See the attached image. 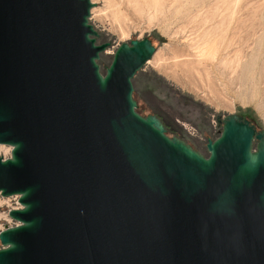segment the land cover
Returning a JSON list of instances; mask_svg holds the SVG:
<instances>
[{
	"label": "water",
	"instance_id": "95a60500",
	"mask_svg": "<svg viewBox=\"0 0 264 264\" xmlns=\"http://www.w3.org/2000/svg\"><path fill=\"white\" fill-rule=\"evenodd\" d=\"M90 0H0V264H264V129L219 120L206 157L136 112L147 37L103 73ZM15 146V147H14Z\"/></svg>",
	"mask_w": 264,
	"mask_h": 264
},
{
	"label": "rangeland",
	"instance_id": "374dc122",
	"mask_svg": "<svg viewBox=\"0 0 264 264\" xmlns=\"http://www.w3.org/2000/svg\"><path fill=\"white\" fill-rule=\"evenodd\" d=\"M92 3L95 43H108L96 60L101 73L120 43L147 37L155 47L131 79L132 97L136 112L155 115L166 136L206 157L226 114L264 129V0ZM13 205L0 195V230L18 224L7 214Z\"/></svg>",
	"mask_w": 264,
	"mask_h": 264
},
{
	"label": "built area",
	"instance_id": "2783aa9c",
	"mask_svg": "<svg viewBox=\"0 0 264 264\" xmlns=\"http://www.w3.org/2000/svg\"><path fill=\"white\" fill-rule=\"evenodd\" d=\"M11 148V147H10ZM3 197V196H2ZM7 199H11L12 202H13V206H10V208L8 209V211L10 209H19L21 208V205L20 203L18 202V198H19V195L18 194H13V195H10V196H6ZM7 211V212H8ZM14 225V224H13ZM2 230V229H1ZM1 246V245H0Z\"/></svg>",
	"mask_w": 264,
	"mask_h": 264
},
{
	"label": "clouds",
	"instance_id": "9594fccd",
	"mask_svg": "<svg viewBox=\"0 0 264 264\" xmlns=\"http://www.w3.org/2000/svg\"><path fill=\"white\" fill-rule=\"evenodd\" d=\"M11 159H13V149L8 152L0 153V162H7Z\"/></svg>",
	"mask_w": 264,
	"mask_h": 264
},
{
	"label": "bare ground",
	"instance_id": "6f19581e",
	"mask_svg": "<svg viewBox=\"0 0 264 264\" xmlns=\"http://www.w3.org/2000/svg\"><path fill=\"white\" fill-rule=\"evenodd\" d=\"M90 1L92 2V0H90ZM92 4H93V3H92ZM92 10H93V9H92V8H90V9H89V12L91 13V12H92ZM153 55H154V52H153V54H152L151 58L153 57ZM151 58H150V59H151ZM150 59H148L146 62H148ZM5 146H6V145H4V144H1V143H0V147H5ZM9 147H10V146H9ZM18 224H19V223H18ZM18 224H17V225H18Z\"/></svg>",
	"mask_w": 264,
	"mask_h": 264
}]
</instances>
